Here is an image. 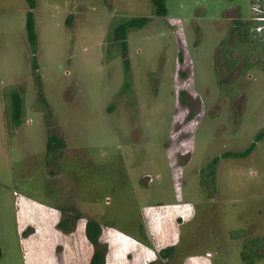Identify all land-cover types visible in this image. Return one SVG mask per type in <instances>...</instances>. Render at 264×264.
Here are the masks:
<instances>
[{"label":"rangeland","instance_id":"rangeland-1","mask_svg":"<svg viewBox=\"0 0 264 264\" xmlns=\"http://www.w3.org/2000/svg\"><path fill=\"white\" fill-rule=\"evenodd\" d=\"M253 1L167 0L129 34L126 73L110 33L152 0H37L35 56L27 1L0 0V264H264V138L209 177L264 131L263 43L233 70L221 48ZM50 136L65 148L47 156Z\"/></svg>","mask_w":264,"mask_h":264},{"label":"trees","instance_id":"trees-1","mask_svg":"<svg viewBox=\"0 0 264 264\" xmlns=\"http://www.w3.org/2000/svg\"><path fill=\"white\" fill-rule=\"evenodd\" d=\"M29 7V12L27 13V19H26V31L28 36V41L31 47V52L35 56L36 49H37V37L35 33V24H34V15L32 10H34L37 7V0H26ZM255 1V0H254ZM253 1V3H254ZM167 0H152V16L150 17H142V18H128L121 23L114 26L112 29L109 41L112 43V45L121 46V57L124 62V68L125 72L129 73V58H128V37L129 34L138 30H142L145 28L154 17H166L168 14L167 9ZM71 17L69 18V22H71ZM255 24L252 20L243 21L238 18L237 20H234L230 37L234 39L233 43V50L225 46V42H222L221 48L224 50L226 49V53L230 54V59L225 60V65L228 69H235L236 65L238 64L236 58L234 57L237 51L239 52L242 47H245L244 45H252L253 43L261 44L264 46V40L257 36L253 32ZM232 33V36H231ZM255 40H254V39ZM260 46V45H259ZM258 46H256L257 49ZM230 49V50H229ZM260 51V50H259ZM231 52V53H230ZM264 54V50L261 51ZM246 64H251L250 62ZM259 65V64H258ZM33 71L38 74V64L36 61V58L33 57ZM261 69H264V64L262 66L259 65ZM37 80L39 81V75L37 76ZM125 84L124 88L126 89L128 86ZM43 97V96H42ZM6 110H5V116L7 117V126L9 131H13L15 129H18L24 122V110H25V102H24V96H23V90L15 91L12 94L11 100H9L6 97ZM43 99V98H42ZM182 102H185V96L181 95ZM45 102V100L43 99ZM113 107L111 108V110ZM264 138V131L260 132L256 136V142L253 143L246 151L244 152H226L220 157H217L213 160L211 163L209 170L210 174L209 177L212 179V181H215L216 179V173H217V167L218 163L222 159H230V158H245L249 156L253 150L256 148L257 142L262 140ZM60 148V150H63L65 148V142L63 140H60L55 137H49L48 140V146H47V156H50L55 149ZM55 163V162H52ZM204 187V186H203ZM79 217V216H77ZM66 227V226H65ZM86 238L95 246L98 244L99 237L101 235V226L98 222L95 220H88L86 225ZM2 256L1 250H0V258ZM90 264H104L103 263V254L95 253L94 256H92V259L90 261Z\"/></svg>","mask_w":264,"mask_h":264},{"label":"built area","instance_id":"built-area-1","mask_svg":"<svg viewBox=\"0 0 264 264\" xmlns=\"http://www.w3.org/2000/svg\"><path fill=\"white\" fill-rule=\"evenodd\" d=\"M252 21L255 26L253 32L264 40V1L255 0L252 4Z\"/></svg>","mask_w":264,"mask_h":264}]
</instances>
